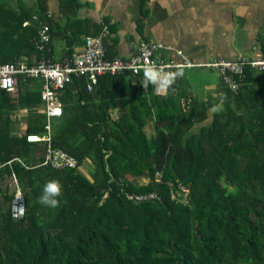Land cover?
<instances>
[{"label": "trees", "instance_id": "1", "mask_svg": "<svg viewBox=\"0 0 264 264\" xmlns=\"http://www.w3.org/2000/svg\"><path fill=\"white\" fill-rule=\"evenodd\" d=\"M78 1L0 0V63L40 56L42 23L53 58L54 38L64 41L62 57L85 35L110 31L105 20L77 19ZM115 41L104 37L107 58L117 56ZM257 42L264 58V31ZM177 71L164 94L130 71L100 75L91 91L72 78L48 143L26 140L45 133V112L36 110L42 81L19 75L13 91L0 88V264H264V72L235 74L236 91L219 77L218 103L190 95ZM22 108L25 127L14 133L13 111ZM46 144L76 166L43 164ZM52 179L62 185L57 208L38 201ZM147 193L154 196L129 198Z\"/></svg>", "mask_w": 264, "mask_h": 264}, {"label": "crops", "instance_id": "2", "mask_svg": "<svg viewBox=\"0 0 264 264\" xmlns=\"http://www.w3.org/2000/svg\"><path fill=\"white\" fill-rule=\"evenodd\" d=\"M52 2V1H51ZM75 16L79 20H89L109 24V38L114 37L115 54L127 57L134 46L142 40L170 44L181 50L195 63L212 60L215 57L234 59L239 54L259 58L261 52L257 36L264 31V0H79ZM54 3V2H53ZM242 28L244 33L237 30ZM101 32V31H100ZM99 32V33H100ZM97 34V33H96ZM105 36V37H106ZM243 45L239 47L238 40ZM62 39L52 40L55 58H61ZM234 46V47H233ZM82 45L74 48V52ZM239 50L235 52V48ZM34 60L35 55L21 57ZM54 58V59H55ZM196 67L182 69L186 79L192 76ZM195 75L198 73H194ZM188 80L190 95L200 99L221 101L219 83L214 90L207 88L196 92ZM206 87L212 86L204 81ZM215 91V92H214ZM26 108L13 111L10 123L14 133H21L25 127ZM37 111L44 112L41 102Z\"/></svg>", "mask_w": 264, "mask_h": 264}, {"label": "built area", "instance_id": "3", "mask_svg": "<svg viewBox=\"0 0 264 264\" xmlns=\"http://www.w3.org/2000/svg\"><path fill=\"white\" fill-rule=\"evenodd\" d=\"M33 18H36L35 15H33ZM26 23L25 21L23 24ZM38 34L39 40L35 42V47L41 52L40 56L30 61L19 58L12 62L0 63V88L5 91L11 92L15 89L19 75L24 78H38L42 81L40 98L46 116L45 133L26 135V140L31 142L45 140L48 143L50 138L49 119L62 114L60 95L64 85L69 83L72 78L84 77L86 90L91 91L98 77L102 74L130 71L134 75L141 74L144 79V71L148 65H156L164 71L172 72L191 67H208L217 70L224 87L236 91L238 82L234 78L235 74H241L245 68L264 72L263 57L253 58L239 54L234 59L219 57L206 62L195 63L176 47L164 42L150 40L139 41L127 57L114 56L107 58L104 43V37L108 34L106 27L102 28L98 34L85 35L83 45L79 51L54 59L44 53L45 45L49 40L46 23L40 25ZM142 87L145 88L143 85ZM154 91L155 93L164 94L167 90H160L155 85ZM188 100L184 97L180 98V104L183 105ZM43 164L59 169L74 168L77 163L72 155L61 149H52L49 144H46ZM179 189L186 192V188L182 185H179ZM21 194L18 186H16V192L11 201V212L14 217L21 216L24 210V201ZM153 196L152 193L134 194L129 198L141 201Z\"/></svg>", "mask_w": 264, "mask_h": 264}, {"label": "clouds", "instance_id": "4", "mask_svg": "<svg viewBox=\"0 0 264 264\" xmlns=\"http://www.w3.org/2000/svg\"><path fill=\"white\" fill-rule=\"evenodd\" d=\"M182 75V72L164 71L156 65H148L144 71L143 86L148 87L149 84L156 85L160 90L166 91L175 80ZM62 185L59 180L52 179L47 181L43 187L38 201L41 205L57 208L60 206L59 197L61 196Z\"/></svg>", "mask_w": 264, "mask_h": 264}, {"label": "rangeland", "instance_id": "5", "mask_svg": "<svg viewBox=\"0 0 264 264\" xmlns=\"http://www.w3.org/2000/svg\"><path fill=\"white\" fill-rule=\"evenodd\" d=\"M237 31L238 32L240 31V34L244 33L242 28H239ZM238 45H239V47H242V45H243L242 39L238 40ZM238 50H239V48L236 47L235 52H237ZM194 69H195L194 73H198V75L197 74L195 75L194 73H192V76H190L188 78V80L192 81V82H190L191 88L193 90H196V92H202L201 90H203L205 88H207L208 90H214V88H215L214 86L219 81V73L217 72V70L216 69H210L208 67H196ZM204 81L207 82L208 84L211 83L212 86L208 85L206 87V85H204ZM195 97L199 98L196 95H195ZM150 128H151L150 125H147L144 128V131L146 132V134H150L152 132V131H150ZM140 181H143V180H140Z\"/></svg>", "mask_w": 264, "mask_h": 264}]
</instances>
